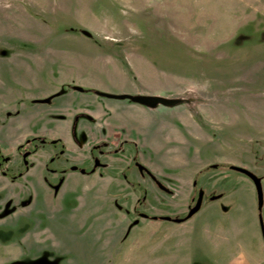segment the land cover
Here are the masks:
<instances>
[{
    "label": "rangeland",
    "instance_id": "rangeland-1",
    "mask_svg": "<svg viewBox=\"0 0 264 264\" xmlns=\"http://www.w3.org/2000/svg\"><path fill=\"white\" fill-rule=\"evenodd\" d=\"M25 61L40 80L21 88L15 75ZM70 87L91 97L117 88L180 98L199 89L203 113L195 116L197 128L169 119L154 135L162 150L146 151L162 168L163 176H153L173 194L134 167L123 174L132 183L118 188L108 184L117 177L123 183L121 170L53 178L41 169L54 153L50 145L34 159L28 179L0 176V264H229L240 253L264 264V205L256 213L255 185L227 165L254 160L259 169L248 170L264 176V0H0L1 140L7 143L13 126L6 115L11 106L59 110L69 104ZM47 93L68 95L34 108ZM136 149L126 148L127 156ZM4 151L7 172L21 171V157L6 145ZM84 152L72 150L68 160L90 170ZM64 180L61 190L48 187ZM201 189V211L182 224L138 215L184 218ZM142 196L146 202L137 206Z\"/></svg>",
    "mask_w": 264,
    "mask_h": 264
},
{
    "label": "crops",
    "instance_id": "crops-1",
    "mask_svg": "<svg viewBox=\"0 0 264 264\" xmlns=\"http://www.w3.org/2000/svg\"><path fill=\"white\" fill-rule=\"evenodd\" d=\"M82 67L78 68L81 72L86 69V67ZM69 68H71V66ZM20 69L21 71H19L18 75H15V85L21 88H28L31 84L33 85L39 82L40 78L38 79L37 76L33 78L36 71H38L35 67L29 66L25 61L24 65H22ZM110 72H113V74L116 73L114 69H112ZM70 90L71 93L69 94L68 98V106L59 110L44 113L40 109L35 111H27L26 108L29 109V105H25V108L22 109H20L17 105L13 107L11 106L9 111L6 113V115H9V118L13 120V126L6 136L7 143L5 144L0 138V148L3 154L8 156V152L4 151L5 145L8 147L10 153L18 155V147L24 144L28 139L34 137L48 138L51 136L62 139L65 142L69 152L72 150H85L86 152L82 153L81 157L84 159V161H87L90 158V149L93 145L104 140L108 141L109 143L119 145L123 140H125L129 145L127 144L124 146L123 151L116 155V157L120 159H116L113 156L107 158V161L111 163L110 168H112L118 161L126 163L127 167L131 164L134 157L137 156L138 159L145 166H147L155 176L161 177L163 176L162 168L152 162L149 155L151 152L158 153L162 150L161 147L163 145H160L158 141L154 140V135L165 130L168 120L176 117L181 121H184L186 124H189L193 128L199 127V124L195 122V116L203 113V109L198 107V105L201 103L200 97H205L201 90L196 89V91L193 92V95L191 96L171 98L183 100L184 103L179 106L171 108L164 107L162 109L157 107L152 109L136 103H109L99 99V96L97 95L96 97L85 95V93H87L86 90L78 91L77 88L72 89L71 87ZM99 90L115 95H131L132 92L117 88ZM49 95L50 94L48 93L43 94L42 96H39L40 98L36 101L45 99L49 97ZM67 95L61 94V98L62 96L64 98ZM77 100H79V102H76ZM36 101L32 105L34 108L38 105ZM14 103L15 102H12V105ZM92 103L95 106L94 109L89 108ZM78 116H80V120L77 123L76 117ZM87 116L91 117L92 123L86 120ZM83 135L89 136L90 140L87 141V143L80 144L77 139H80V137ZM132 145H136L137 149L135 153L132 154L131 152L127 156L126 148ZM262 150H264V147ZM146 151H149V154H147ZM47 157H49V154H47ZM164 159L171 160L169 157ZM229 163L230 164L227 165L238 166L252 170L259 169L258 166H260L258 165V162L254 160L248 166L240 161H229ZM207 167L209 166L201 167L198 170H202ZM41 169H43V165L41 166ZM114 169L121 170V168ZM198 170L195 172V175L197 174ZM33 174L34 170H32L28 176ZM97 175L92 177L97 178ZM195 175L193 176L192 180H194ZM263 177L264 176L261 177L263 179L262 183L264 181ZM120 181L121 180L116 178L111 179V183L108 184V187H113L117 184L120 186L124 185V182L122 181L123 183H120ZM170 189L174 191V188L171 187ZM189 191L190 193L188 200L195 192L194 183L191 184ZM255 202L257 206V213L259 212L258 197H256ZM258 262V259L252 258L247 254L240 253L229 264H258Z\"/></svg>",
    "mask_w": 264,
    "mask_h": 264
},
{
    "label": "flooded vegetation",
    "instance_id": "flooded-vegetation-1",
    "mask_svg": "<svg viewBox=\"0 0 264 264\" xmlns=\"http://www.w3.org/2000/svg\"><path fill=\"white\" fill-rule=\"evenodd\" d=\"M78 89L79 88H77V90ZM78 91H84V90L80 89ZM98 93H105V92H96L95 93L97 96L102 97ZM105 94H108V93H105ZM59 96H61V94L57 93L53 96H49L45 99H42V100H39L36 102L37 103H50L54 98H57ZM102 98H107V97H102ZM79 120H80V116L76 117L77 123ZM86 120L88 122L92 123V119L90 116H87ZM83 136L85 139L88 137L86 135H83ZM77 141L80 143L79 139H77ZM127 144L128 143L125 140H123L119 145H115V144L109 143L108 141L104 140V141H101V142L93 145L90 149V158H89V160H87L91 164V167L89 168L90 170H87V169H81L77 166H74L75 163L70 162V160H68V155L70 154V152L68 151L67 146L65 145V142L62 139H60V140H49L48 138L34 137L31 139H28L24 144L19 146L17 149V153L21 157L22 163L24 165V168L21 171H19L18 173L11 172L9 174L7 172V170L10 169L9 168L10 158H9V156H5L3 154L1 148H0V176L2 178V181H4V179H6L9 182H11V181L16 182L19 179H24V178L28 179L27 177H29L28 176L29 173L32 170H35V168H36V166H35L36 162L34 163L35 157L40 153V151L44 147L47 148L48 145H50V147H52L54 149V150L52 149L54 153L52 156L48 157V160L45 163H43L42 172L44 174L46 173V175L52 176L53 178L55 177V178H58L60 180L62 177L67 175L69 171L79 172L83 175H92V176L97 175L98 172L102 171V170H104V171H115V169H114L115 165L112 168H110L111 163H109V161H107V158L112 157V156L116 157V155L120 154L123 151L124 146H126ZM132 146L136 147V145H132ZM20 147H22V148L19 149ZM25 155H27L26 159L24 158ZM97 161L99 162V165H100L99 167H96ZM57 163H59L61 165L59 168L54 167ZM33 164H35V165H33ZM138 165H141L145 170L143 172H141L138 168ZM132 167H134L136 169V171L140 177H142L143 179L148 178L152 182V184L156 188H158L160 191H162L166 194H173V192L166 185L162 184L160 181H158L155 178V176H153V172H151L150 169L147 166H145L138 159L137 156L134 157L133 161L131 162V164L129 166H127L124 169L123 168L121 169L122 171L120 174L122 175V179H123L122 181L124 183H126L127 185L132 183V181L129 180L126 176L123 177V174L127 170H131ZM73 168H77V170H73ZM83 171H85V172H83ZM1 178H0V181H1ZM116 179H118V177ZM48 183H49L48 187L51 190L56 191V190H61L64 187L65 180L60 185H59V183L58 184H54L52 182H48ZM158 183H160L162 186H164L167 189V191L162 190L158 186ZM196 183L197 182L195 181L194 182L195 187L197 186ZM115 187H116V185H115ZM116 188H118V187H116ZM197 194H199V193H197ZM219 198H221V196ZM195 200H197V199H195ZM145 202H146V200H143V196H142L138 199L137 206L139 204L143 205ZM194 206H189V211H190V208L194 207ZM135 208H136L135 210L138 209V207H135ZM138 215H139V217H141L142 219H145V220L157 221L154 219V218H156L155 215L149 216L148 214H145L142 212H138ZM143 215L147 216V217H143ZM160 217L157 216V218H160ZM178 218H180V217H178ZM158 220H160V219H158Z\"/></svg>",
    "mask_w": 264,
    "mask_h": 264
},
{
    "label": "water",
    "instance_id": "water-1",
    "mask_svg": "<svg viewBox=\"0 0 264 264\" xmlns=\"http://www.w3.org/2000/svg\"><path fill=\"white\" fill-rule=\"evenodd\" d=\"M80 90V89H78ZM100 96L102 97H107V98H111V99H118V100H130L133 103L148 107V108H152L155 109L159 106H165V107H175V106H179L181 104L184 103L183 100L181 99H171V98H165V97H161V96H148V95H111V94H105V93H98ZM27 155L24 156V158L26 159ZM99 162L97 161L96 167H99ZM213 169H217V166L214 165L212 166ZM138 168L141 172H143L145 169L141 166L138 165ZM73 170H77V168H73ZM231 170L236 171L238 173L244 174L246 175L255 185L256 191H257V197H258V210L259 212L262 211L263 209V205H264V195H263V184H262V178L257 176L256 174H254L253 172L249 171L248 169L242 168V167H238V166H232ZM85 172V171H83ZM158 186L164 190L167 191V189L162 186L160 183H158ZM204 196L205 193L203 190H201L198 194V198L196 200V204L194 207L190 208V211L188 213V215L185 218H171V217H160V218H154L155 220H162V221H167V222H174L177 224H182L188 220H190L191 218H193L197 213H199L202 209L203 203H204ZM220 197V196H219ZM219 197H213L212 201L219 199ZM143 217H147L144 216ZM260 221H261V228H262V233L264 236V226H263V222H262V217L260 215Z\"/></svg>",
    "mask_w": 264,
    "mask_h": 264
},
{
    "label": "trees",
    "instance_id": "trees-1",
    "mask_svg": "<svg viewBox=\"0 0 264 264\" xmlns=\"http://www.w3.org/2000/svg\"><path fill=\"white\" fill-rule=\"evenodd\" d=\"M22 147H20L19 149H21Z\"/></svg>",
    "mask_w": 264,
    "mask_h": 264
}]
</instances>
